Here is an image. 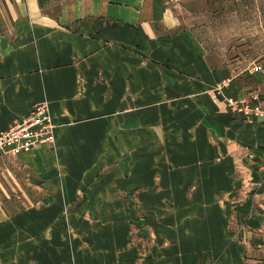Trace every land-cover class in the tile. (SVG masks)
Segmentation results:
<instances>
[{
    "label": "crops",
    "instance_id": "0c3cea01",
    "mask_svg": "<svg viewBox=\"0 0 264 264\" xmlns=\"http://www.w3.org/2000/svg\"><path fill=\"white\" fill-rule=\"evenodd\" d=\"M231 4L234 0H0V132L29 115L36 105L46 103L55 138L13 158L0 156V198L10 191V185H17L20 192L17 207L12 211L4 205L1 208L14 215L0 220L8 221L0 223V245L18 244L9 249V259L26 264L58 260L59 245L65 244L71 251L62 257L69 260L72 256L76 264H210L208 256L189 253L202 244L216 245L225 239L228 243L227 233L217 232L220 216H214L211 224L206 219V226L189 228L183 238L182 223L186 221H179L177 208L171 211L164 204L172 196L173 183L187 188L202 182V176L188 174L181 166L202 164L203 160L182 157L176 162V172L165 155L161 160L142 161L137 152L130 156L128 152L139 148L141 134L148 127L143 128L138 118L148 113L150 118L162 117L163 123L171 115L180 123L183 118L193 122L188 128L165 124L169 135L178 125L179 144L173 145L177 149L184 148L182 134L188 131L196 149L230 146L237 142L235 134H242L250 148H264L263 121L241 126L228 108L218 109L219 104L203 94L204 87H218L225 81L231 87L237 78L234 66L215 62L213 49L199 36L204 23L217 20L219 6L225 5L228 11ZM188 84L196 87L189 96ZM140 85L162 86L168 92H157V88L140 91ZM188 98L193 101L190 113L186 110ZM172 100L177 102L173 109ZM218 130L223 135L214 139ZM167 141L162 138L158 146L165 147ZM211 163L218 166L220 158ZM156 164L161 168L157 173ZM98 165H122L123 174L100 176L104 184L90 190L86 182H91V167ZM215 170V183L201 186L199 195L222 194H218L220 171ZM128 177L134 190L147 198L143 206L147 215L177 214L179 226L165 223L164 216L157 224L147 218L161 241L186 245L183 256L179 251L168 256L163 250L144 263L129 260L137 254L130 256L127 222L139 206L114 199L123 190L106 189L109 182L122 185ZM156 196H163L162 204L156 202ZM214 208L221 212L219 206ZM67 226L76 230L69 242L62 237ZM211 227L219 240H213ZM218 264L246 262L231 248Z\"/></svg>",
    "mask_w": 264,
    "mask_h": 264
},
{
    "label": "rangeland",
    "instance_id": "374dc122",
    "mask_svg": "<svg viewBox=\"0 0 264 264\" xmlns=\"http://www.w3.org/2000/svg\"><path fill=\"white\" fill-rule=\"evenodd\" d=\"M219 10L221 14L219 13L217 20L204 23L203 30L199 31V36H201L202 41L208 48L213 49L211 56L215 62L219 64L230 63L234 66L237 78L235 79L234 85H231V87L226 85V81L218 87L217 85L204 87L203 94L215 100L219 104L218 109L228 108L230 112L236 116L235 120L240 125H243L245 122H264L263 118L252 112L247 113L244 109L246 105L244 100L247 101L251 107L255 103L251 95H260L264 93V0H234V4L229 5L228 11L225 5H220ZM188 24H193V22L188 21ZM244 85L246 88L243 87ZM139 88L140 91L146 88L152 90L157 88L160 89L157 92H168V88L157 85H140ZM195 91V86L189 84L186 86L188 96ZM226 91H228V93L225 94ZM171 94L173 95V92H171ZM189 99L190 98L186 100V105H188V107H186L187 113H190L191 109H193L191 107L193 101L191 102ZM231 100L236 104V107L231 104ZM174 103L177 102L172 100V109ZM149 116V113L139 116L138 121H140L142 127H151V129L147 130L148 128H145L141 134L142 138L139 148L137 150H130L129 152L127 150L128 155L130 156L132 152H137L142 161L151 157L153 160L154 157L161 160L160 157L165 155L171 162V170L173 171L175 169L176 172L179 171V166L176 162L182 157H185L188 161L196 159L203 160L202 164L181 166V169L187 168L186 173L188 174H193V176L197 175L198 177L202 176V182L198 180L197 186L189 184L187 188L186 186H181V188L179 186L174 187L173 183L171 187H173L172 189L174 190L170 192L172 196H167L164 204H167L171 211L177 208L180 211V214L178 213L180 216L179 221H186L182 223L183 238H185L184 235L188 233L189 228L206 226V219L210 220L211 224L216 215L220 216V229L217 230V232L219 231L220 234L224 231L227 233L225 236L229 238L227 244L225 243L226 239L222 240L223 243L216 245L202 244L196 246L198 251H193L189 254L197 255L201 258L208 256L210 258L208 261L210 264H218L221 257L227 254L232 248L236 256L240 255L246 264H264V148H250L246 145L242 134H235L237 142L233 144L229 143L230 146L222 147L220 144L219 148L203 147L202 149H196L194 144L189 141V136L193 134L188 133V131L186 134L185 132L182 134L184 136L182 147L184 148L177 149L174 148L173 145L179 144L177 138L179 133L178 125H174L176 127L171 129L172 133L169 135V130L165 124L179 123L185 127L188 125V128L190 125H193V122L190 121L189 123L187 120L186 123L183 118L180 123L177 116L171 115L170 118H165L163 123L162 117L150 118ZM189 120H192V118H189ZM222 135L221 130H218V133H214L213 137L214 139L217 137L221 138ZM162 138L168 140L165 147L158 146ZM217 156L220 158V164L218 166L211 163L214 162V158H217ZM9 157L13 158L15 155ZM130 167L134 168L136 172L135 165H131ZM142 167H145V165H142ZM217 167L220 171L218 183H221L218 187V194H222L219 195V197H210L206 194L199 195L198 192L201 186L203 189V186L210 187L211 184L215 183L214 178L217 172L215 169ZM153 168L154 165L150 170ZM160 169L159 165L156 164L154 171L157 173ZM168 171H170V169ZM99 172H101V175L97 174ZM142 173L140 168L139 174L141 175ZM121 174H123L122 165H118L117 167L113 165L92 166L89 178L91 182H86V185L90 187V190H95L101 188L99 185L104 184L100 180V176H116ZM129 178L130 177H128L127 180L124 179L122 185L121 182H109L110 184H107V186L105 185L107 191L123 190L121 195L118 194L120 196L114 199H119L126 206H131V203L139 206L136 213H131L133 218L131 217L127 222L129 227L128 244L132 252L130 256L135 257L137 254V258H131L129 260L136 261L137 259L140 263H144L148 259L156 257L157 254L163 250L169 252L168 256L174 254V251H179L180 257L183 256L181 250L186 247L185 244L176 245L171 244L168 240L161 241L156 229L151 228L147 216H150L151 221L157 224V222L163 221L161 217L164 216V214H162L161 211L147 215L143 207L147 203V198L140 190H134L135 187L131 186L132 183ZM126 181H128V183H125ZM115 184H118L119 187H116ZM140 186L141 185L138 187ZM9 188L10 191H7L4 198H0V220H2L4 216H8V218L10 216L14 217L12 214L13 212L5 213L2 211L1 208H3V205L11 211L13 207L19 205L20 192L18 191V186L10 185ZM6 190H8V188ZM155 200L162 204L163 196H156ZM28 203H30L29 199ZM203 206L209 207L204 209L202 208ZM215 206H219L220 209L222 208L221 212H217L214 208ZM205 210L207 213H204ZM64 215L63 220L66 219L67 214ZM176 215L177 214H170L169 216H164L163 219L165 223H170V226H173V222L175 225L179 226L180 223H177L178 220L175 219ZM90 216L91 214L86 215V217ZM200 216L206 217L198 221ZM61 218L62 216L60 219ZM7 222L8 221H4L0 223L7 224ZM224 222L226 228H223ZM211 229L212 233L215 232V229L212 227ZM170 232L173 231L171 230ZM63 233L64 235H62V237H65V240L69 242L72 240V236L74 237L76 234V230L75 228L72 229L67 226ZM160 233L162 234V231H160ZM213 240H219V237H216L214 233ZM67 241L64 242L67 244ZM187 247L191 248L192 246ZM10 248H18V244L14 246H6V244L0 245V264H26L24 261H12V259H9L8 254L11 252H9ZM207 248H211V250H207ZM215 248H218L216 253L214 251ZM70 251L68 245L66 248L65 244H60L58 260H31L27 263L76 264L72 256L69 260H67V257H62L63 253H69Z\"/></svg>",
    "mask_w": 264,
    "mask_h": 264
},
{
    "label": "built area",
    "instance_id": "2783aa9c",
    "mask_svg": "<svg viewBox=\"0 0 264 264\" xmlns=\"http://www.w3.org/2000/svg\"><path fill=\"white\" fill-rule=\"evenodd\" d=\"M251 96L255 103L250 107V104L244 100L245 111L264 119V93ZM231 104L236 107L233 100ZM53 140L54 124L48 105L38 104L29 115L17 119L8 129L0 132V156H14L22 150L35 149Z\"/></svg>",
    "mask_w": 264,
    "mask_h": 264
}]
</instances>
